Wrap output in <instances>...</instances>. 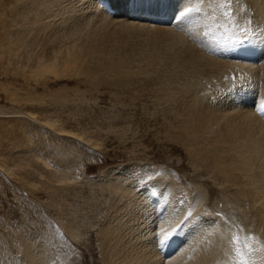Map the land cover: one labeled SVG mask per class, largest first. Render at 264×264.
<instances>
[{
	"label": "bare ground",
	"instance_id": "obj_1",
	"mask_svg": "<svg viewBox=\"0 0 264 264\" xmlns=\"http://www.w3.org/2000/svg\"><path fill=\"white\" fill-rule=\"evenodd\" d=\"M228 1L230 8L224 12L219 0H17L9 23L0 20L1 27L10 26L2 54L13 63L16 81L22 75L28 85L31 79L52 76L59 79L57 84L72 73L125 80L146 72L140 61L155 65L164 59L179 75L185 69L191 81L203 75L217 83L206 93L196 91L198 80L195 85L189 81L170 94L178 124L172 122L175 138L193 163L200 160L207 171L195 167L189 177L166 183L153 180L139 189V174L128 182L125 177L124 184H108L112 194L119 191L121 203L101 229L105 264H236L227 257L231 237L228 223L219 215L231 210L232 202L223 208L211 205L220 190L213 185L207 191L211 170L223 198L231 194L232 201L246 203V210L253 208L248 214L253 221L238 225L257 240L260 237L262 244L243 251L253 264H264V0ZM227 17L225 23L231 21L236 30L225 28ZM249 19L253 26L243 32ZM68 94L61 93L64 101ZM55 122L50 123L56 126ZM174 151L183 152L177 146ZM117 170L130 175L133 169ZM68 177L63 173L59 182L71 181ZM189 179L193 185H185ZM155 188L157 193L151 191ZM188 218L191 221L185 222ZM68 224V230L78 235L76 226ZM26 247L22 262L60 264L53 263L55 257L47 250Z\"/></svg>",
	"mask_w": 264,
	"mask_h": 264
},
{
	"label": "rangeland",
	"instance_id": "obj_2",
	"mask_svg": "<svg viewBox=\"0 0 264 264\" xmlns=\"http://www.w3.org/2000/svg\"><path fill=\"white\" fill-rule=\"evenodd\" d=\"M3 1L0 0V7L5 4L6 10L1 8L0 13L5 12L7 17L0 15L3 18L0 20L9 23L10 10L19 5L17 0ZM221 1V7L224 4L229 7L228 0ZM230 13L233 12L229 11L232 17ZM252 26L249 19L243 32ZM9 27V24L0 25V264H26L22 262L26 246L38 252L47 250L55 257L53 263L105 264L101 229L121 203L119 191L112 194L108 184H124L126 179L128 182L139 174L141 178L136 176L141 182L139 189L153 180L166 183L180 176L189 177L195 167L207 171L200 160L193 163V157L175 138L172 125L176 120L170 94L181 89L180 84L187 87L191 80L185 69L179 75L178 71H173L171 62L164 59L157 60L155 65L140 61L146 72L125 80L105 77L102 73L89 76L72 73L61 77L57 84L54 82L59 79L52 76L51 79L37 77L39 81L35 82L31 79L28 85L22 75L16 81L13 63L2 54L7 47L4 43ZM226 27L237 29L231 21ZM132 65L137 68L136 63ZM173 72L177 74L170 80ZM203 77L197 76L191 81L193 85L197 83L196 91L208 93L207 88L217 87L214 80L209 82L208 77ZM195 80L198 81L195 83ZM29 91L33 94L31 98ZM67 91L68 100L64 101L61 93ZM50 122H55L57 127ZM175 146L183 152H175ZM177 165L190 169H180ZM119 166H131L133 170L130 175L118 174ZM212 172L207 191L213 185L220 190L211 205L223 208L224 203L232 202L229 206L233 208L219 215L229 221L230 253L237 259V247L247 252L248 246L254 249L256 244L257 247L262 244L260 237L257 240L251 231L242 230L238 225L239 221L248 224L253 221L251 214L248 215L253 208L246 210V203L232 201L231 194L223 198L222 187L213 180ZM63 173L72 180L59 182ZM188 184L194 183L189 179L185 185ZM151 191L157 193L158 190ZM245 210L248 212L243 215L241 212ZM68 223L76 226L78 235L69 231Z\"/></svg>",
	"mask_w": 264,
	"mask_h": 264
},
{
	"label": "snow or ice",
	"instance_id": "obj_3",
	"mask_svg": "<svg viewBox=\"0 0 264 264\" xmlns=\"http://www.w3.org/2000/svg\"><path fill=\"white\" fill-rule=\"evenodd\" d=\"M222 7H227V4L222 5ZM184 14H185L184 12L179 13L180 16H184ZM262 111H264V108H262ZM181 227H182V224H178L176 226V229L179 230V228ZM174 234L175 232L168 234L169 238L171 235H174ZM248 247H249V251H251V247L250 246ZM235 251H236V256H237L236 264H253L252 260L249 259L248 255L242 250V248L237 247Z\"/></svg>",
	"mask_w": 264,
	"mask_h": 264
}]
</instances>
